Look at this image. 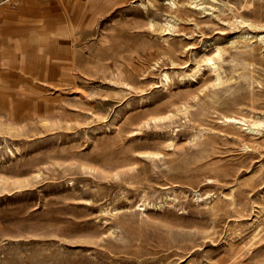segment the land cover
Wrapping results in <instances>:
<instances>
[{
  "label": "rangeland",
  "instance_id": "obj_1",
  "mask_svg": "<svg viewBox=\"0 0 264 264\" xmlns=\"http://www.w3.org/2000/svg\"><path fill=\"white\" fill-rule=\"evenodd\" d=\"M26 1L0 264H264V0Z\"/></svg>",
  "mask_w": 264,
  "mask_h": 264
},
{
  "label": "crops",
  "instance_id": "obj_2",
  "mask_svg": "<svg viewBox=\"0 0 264 264\" xmlns=\"http://www.w3.org/2000/svg\"><path fill=\"white\" fill-rule=\"evenodd\" d=\"M28 1V0H27ZM26 1V2H27ZM19 14V13H18ZM16 18V16H14V14L11 13V11L9 10H3V11H0V20H1V24L0 26L2 27V29H6V27H14L13 25H16L18 21H20V18H17V20H12V23H11V19L12 18ZM9 19V20H8ZM9 23V24H8ZM18 27V26H17ZM24 27H27L24 25ZM12 31H16V32H19V31H22V30H19L16 28L15 29H12L10 32L8 30H4L2 33V35L0 36V43H1V50L3 52H5L6 54L11 51L12 49L8 47V37H9V33H11ZM24 31V30H23ZM9 32V33H8ZM19 40V39H18ZM26 39H23V40H19L20 42L24 43Z\"/></svg>",
  "mask_w": 264,
  "mask_h": 264
},
{
  "label": "bare ground",
  "instance_id": "obj_3",
  "mask_svg": "<svg viewBox=\"0 0 264 264\" xmlns=\"http://www.w3.org/2000/svg\"><path fill=\"white\" fill-rule=\"evenodd\" d=\"M214 2H215V0H213ZM192 3H194V7H197V6H199V4L197 3V2H195V1H192ZM226 3V2H225ZM194 7H192V8H194ZM198 9H203V10H205L206 8L205 7H198L196 10H198ZM222 49V48H221ZM217 51L220 53L222 50H220V49H217ZM216 54H218V53H216ZM220 55V54H219ZM211 60V59H210ZM214 64V63H213ZM215 69V68H214ZM217 77H219V76H217ZM217 79V78H216ZM219 81V80H218ZM234 121L235 122V119L234 118H229V121Z\"/></svg>",
  "mask_w": 264,
  "mask_h": 264
}]
</instances>
